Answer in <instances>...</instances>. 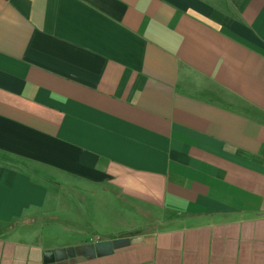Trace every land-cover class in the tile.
<instances>
[{"label":"crops","instance_id":"crops-1","mask_svg":"<svg viewBox=\"0 0 264 264\" xmlns=\"http://www.w3.org/2000/svg\"><path fill=\"white\" fill-rule=\"evenodd\" d=\"M0 264H264V0H0Z\"/></svg>","mask_w":264,"mask_h":264},{"label":"rangeland","instance_id":"rangeland-1","mask_svg":"<svg viewBox=\"0 0 264 264\" xmlns=\"http://www.w3.org/2000/svg\"><path fill=\"white\" fill-rule=\"evenodd\" d=\"M142 213L139 212V217L137 216L133 218V220L137 221L136 225H132V227H135L136 232L137 231L139 232V230H142V229H150V228L156 229L157 227L163 224L161 222L165 218V216H163L159 211L154 212L151 210H145L144 212L142 211ZM77 216L80 217L81 215H77ZM144 216L146 217L147 221H149V223H152V224L138 223L139 221L141 222V220H143L142 218H144Z\"/></svg>","mask_w":264,"mask_h":264},{"label":"water","instance_id":"water-1","mask_svg":"<svg viewBox=\"0 0 264 264\" xmlns=\"http://www.w3.org/2000/svg\"><path fill=\"white\" fill-rule=\"evenodd\" d=\"M130 239H132V238H128V240H125V239H121V240H118L117 242L118 243H126V242H128ZM138 240H142V238H139ZM111 244V243H110ZM112 245V244H111Z\"/></svg>","mask_w":264,"mask_h":264}]
</instances>
